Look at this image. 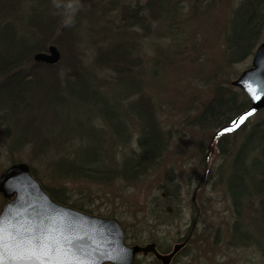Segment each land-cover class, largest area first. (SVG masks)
Instances as JSON below:
<instances>
[{"label": "rangeland", "instance_id": "1", "mask_svg": "<svg viewBox=\"0 0 264 264\" xmlns=\"http://www.w3.org/2000/svg\"><path fill=\"white\" fill-rule=\"evenodd\" d=\"M62 1L65 4L58 5L56 13L62 18L67 14L66 23L72 22L65 40L71 37L77 49V65L97 72L98 88L108 103L103 107L108 112L111 102L117 103L128 136L120 141L98 109L80 98L70 99L67 113L57 122L45 120L46 115L39 113L35 135L26 137L20 146L15 144L19 125L0 122V174L12 164L26 163L45 191L60 195L64 205L114 218L127 245L153 243L162 254L190 233L197 218L190 239L170 264H264L263 189L255 190L231 169L246 133L253 127L264 129V108L213 140L217 129L193 123L215 92H242L231 82L251 66L256 47L264 42L263 29L251 55L241 61H226L229 22L243 0H165L166 9L161 14L153 11V15L148 10L153 0ZM29 6L25 8L27 16L31 10L34 16L47 7L42 1L35 8ZM134 10L135 16L132 13L121 20V14ZM167 11H177L176 17L167 16ZM13 17L15 27L28 35L29 26ZM54 40L53 34L46 47L56 45ZM115 43L130 46V57L140 59L127 74L132 77L129 85L138 86V93L127 94L118 84L126 74L117 75L94 63L97 51L106 54ZM59 51V62L44 64L56 65L47 73L64 79L70 74L69 58ZM137 98H149L153 103L166 148L151 170L128 180L121 177L123 163L137 151L141 129L128 104ZM90 146L104 153L111 170L109 180L66 174L59 160L75 159L79 164L87 156L89 161L92 155L86 152H91ZM259 159L264 165V157ZM252 176L257 186L258 180H264L260 169L252 171ZM6 201L0 193V209ZM132 264L161 263L152 254L139 252Z\"/></svg>", "mask_w": 264, "mask_h": 264}, {"label": "trees", "instance_id": "2", "mask_svg": "<svg viewBox=\"0 0 264 264\" xmlns=\"http://www.w3.org/2000/svg\"><path fill=\"white\" fill-rule=\"evenodd\" d=\"M40 1L47 6L46 11H38L33 16L34 12L31 10L33 13L30 12L31 14L27 16L26 6L30 5L29 7L35 8L34 6ZM52 2L55 1L0 0V122L8 126L19 125L15 144L20 146L26 137L35 135V118L37 119L39 113L46 115L45 120L57 122L64 112L67 113L65 110H68L71 105L70 99L80 98L84 103L86 101L93 108L98 109L105 122L114 129L118 139L123 141L128 133L118 112L117 103L111 102V110L108 112L103 107L108 103L98 88L97 72L89 70L85 66H78L76 62L77 49L72 45L71 37L70 41L65 40L69 36L72 22L66 23L67 14L62 18L56 13L58 5L65 3L62 0H56L55 5L52 6ZM165 4V0L159 1V3L156 0L149 2L148 10H152L150 15H153L154 12L161 14L163 8L166 9ZM126 12H128L127 9ZM125 13L121 14L123 21L126 20L125 15L132 16L134 13L135 16L137 14L136 10ZM176 14L177 11L166 12L167 16L176 17ZM13 16L29 26L28 35L21 33L15 27ZM139 23H143V21L140 20ZM263 29L264 0H243L234 10L229 22V30L226 35V61H241L251 55ZM53 34L54 43L61 50L62 57L69 58L66 63L70 67V74L64 79L57 75L50 76L47 73L48 68H53L56 65L47 66L35 61V63H31L35 53L46 51L47 40ZM55 34L58 35L55 36ZM74 38L72 37V39ZM132 51L130 46L124 48L117 43L111 44L109 52L106 54L97 51L94 63L111 69V72L117 75H127L132 72L135 64L140 63L139 58L130 57ZM35 65H38L39 69L34 67ZM124 78L125 80H123ZM130 78L132 77L129 75L122 77L118 84H122L123 90L127 94L138 93V86L129 85ZM229 91L222 95L215 92L214 97L193 123L201 128L214 129L230 125L247 109L249 100L242 92L237 94L234 91ZM95 99L98 100V104ZM139 99L128 104V108L141 124L140 134L136 140L138 149L133 156L125 159L122 167L121 177L128 180H134L144 172L151 170L161 159L166 148L162 132L156 124L153 103L149 98ZM256 136L259 138L258 140L255 139ZM255 140L256 142L251 145L250 143ZM92 148L89 149L91 152H86L88 155L90 153L92 155L89 161L88 158L86 160L87 156L79 164L75 159L59 160L63 163L66 174L78 175L94 181L109 180L111 170L103 157L104 153L97 152L95 148ZM261 156L264 157V129L253 127L246 133L239 146L231 169L234 175L241 174L249 184L252 183L255 190L259 191L263 189V179L258 180L259 185L257 186L252 171L260 169L262 175L264 174V165L259 159ZM50 194L56 201L64 204L60 195L53 192Z\"/></svg>", "mask_w": 264, "mask_h": 264}, {"label": "water", "instance_id": "3", "mask_svg": "<svg viewBox=\"0 0 264 264\" xmlns=\"http://www.w3.org/2000/svg\"><path fill=\"white\" fill-rule=\"evenodd\" d=\"M33 59L46 64H56L60 60V52L54 44H50L45 52L35 53ZM261 82H264V42L256 47L251 66L231 82L250 101L242 115L254 114L264 108V93L257 92L259 98H254L252 91L249 90L250 88L255 90ZM238 119L234 121L237 122ZM232 126L234 123L218 128L211 140ZM200 186L201 182L197 188ZM0 193L7 199L0 209V220L5 224L11 223L24 229H33L36 234L44 231H52L57 235L62 233L75 242L80 258L91 261L92 264H132L139 252L152 254L161 264H170L186 245L197 219L193 221L188 236L183 241L175 243L168 253L162 254L153 243L144 247L127 245L123 230L114 218L91 215L57 202L32 176L26 163L12 164L1 172ZM194 199L195 192L191 198L193 203Z\"/></svg>", "mask_w": 264, "mask_h": 264}, {"label": "snow or ice", "instance_id": "4", "mask_svg": "<svg viewBox=\"0 0 264 264\" xmlns=\"http://www.w3.org/2000/svg\"><path fill=\"white\" fill-rule=\"evenodd\" d=\"M249 90L254 98H259L257 92L264 93V82L255 90ZM242 120L233 123L238 127ZM78 253L75 242L62 233L44 231L36 234L33 229L0 220V264H92L81 259Z\"/></svg>", "mask_w": 264, "mask_h": 264}, {"label": "bare ground", "instance_id": "5", "mask_svg": "<svg viewBox=\"0 0 264 264\" xmlns=\"http://www.w3.org/2000/svg\"><path fill=\"white\" fill-rule=\"evenodd\" d=\"M120 117H121V115H120Z\"/></svg>", "mask_w": 264, "mask_h": 264}]
</instances>
